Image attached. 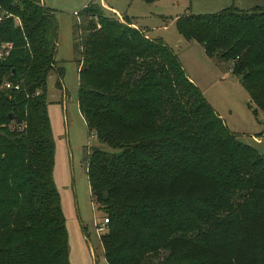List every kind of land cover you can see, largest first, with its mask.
Instances as JSON below:
<instances>
[{"label":"trees","instance_id":"16d2710c","mask_svg":"<svg viewBox=\"0 0 264 264\" xmlns=\"http://www.w3.org/2000/svg\"><path fill=\"white\" fill-rule=\"evenodd\" d=\"M0 12V47L10 46L0 57V264H69L45 99L50 72L62 88L57 23L40 0H0ZM175 19L180 37L232 62L264 113V7ZM131 24L89 1L72 25L77 108L117 149L85 157L107 220L105 262L264 264V155L237 139L160 38Z\"/></svg>","mask_w":264,"mask_h":264},{"label":"rangeland","instance_id":"374dc122","mask_svg":"<svg viewBox=\"0 0 264 264\" xmlns=\"http://www.w3.org/2000/svg\"><path fill=\"white\" fill-rule=\"evenodd\" d=\"M89 1L99 3L100 0H40L53 10L57 23L54 58L63 67L61 89L55 86V74L50 72L47 75L45 99L54 147L52 180L64 218L69 264H107L99 241L105 226H102L101 231L98 230L104 215L90 196L85 157L91 147L109 152L117 150L98 142L94 133L87 131L76 104L78 56L73 48L72 25L76 13ZM101 1L120 14L111 11L118 19L125 15L133 19L139 28H143L142 33L161 38L176 54L179 62L181 58L183 62L186 59V70L197 80L211 108L218 112L241 143L264 155V113L256 109L253 103H248L249 98L238 77L227 73L226 66L230 68L232 62L221 61V64L213 65L201 45L180 37L175 27V18L185 12L205 15L228 6L246 11L255 6L264 7V0ZM11 126L9 124V128Z\"/></svg>","mask_w":264,"mask_h":264},{"label":"crops","instance_id":"0c3cea01","mask_svg":"<svg viewBox=\"0 0 264 264\" xmlns=\"http://www.w3.org/2000/svg\"><path fill=\"white\" fill-rule=\"evenodd\" d=\"M99 3H101L103 6H104V8H106V9H108V10H110V11H112V12H114L115 14H118V15H120L119 13H117V11L114 9V8H112V7H110V6H108V5H106L105 3H104V1H99ZM123 15H121V17H122ZM128 18V17H127ZM131 21H132V24H131V26H133V27H135V28H138V29H140L141 31H143L144 32V30H143V28L141 29V28H139L136 24H135V22L133 21V19H131V18H129ZM147 37H149L147 34H145ZM149 38H153V37H149ZM154 38H158L157 36H154ZM161 39V38H160ZM163 41V40H162ZM164 42V41H163ZM178 42H181V40H178ZM189 42V41H188ZM165 43V42H164ZM202 48V47H201ZM202 51H203V49H202ZM209 58V57H208ZM181 61H180V64H181V66H182V68H183V70H184V72H185V74L187 75V77H188V79L192 82V83H194L198 88H199V90L200 91H203V90H201V87H200V85L197 83V80L193 77V76H191L190 74H189V72L186 70V66H185V64H184V62L186 61V59L184 60V62H183V59L181 58L180 59ZM213 65H215V64H221V61H214L213 59H211V58H209L208 59ZM213 60V61H212ZM215 63V64H214ZM223 63V62H222ZM229 68V66L227 67L226 66V70H227V73H230L231 74V71L228 69ZM228 75V74H227ZM232 75V74H231ZM211 76H213V75H211ZM248 96V95H247ZM213 110H214V112L217 114L218 112L213 108ZM218 115V114H217ZM219 116V115H218Z\"/></svg>","mask_w":264,"mask_h":264},{"label":"built area","instance_id":"2783aa9c","mask_svg":"<svg viewBox=\"0 0 264 264\" xmlns=\"http://www.w3.org/2000/svg\"><path fill=\"white\" fill-rule=\"evenodd\" d=\"M0 19H1V12H0ZM10 46H9V44H3V45H1V47H0V57L3 55V54H5L6 53V49H8ZM11 86V84L9 83V82H5L4 83V87H10ZM14 88H16L17 86L16 85H14L13 86ZM37 93V92H36ZM106 219L105 218H102V222L99 224V226H98V230L99 231H101L102 230V226L106 223Z\"/></svg>","mask_w":264,"mask_h":264}]
</instances>
